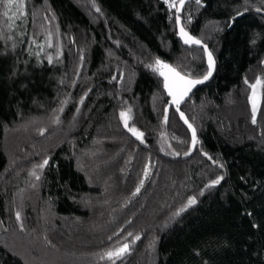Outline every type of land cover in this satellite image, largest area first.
Here are the masks:
<instances>
[{
	"label": "trees",
	"instance_id": "obj_1",
	"mask_svg": "<svg viewBox=\"0 0 264 264\" xmlns=\"http://www.w3.org/2000/svg\"><path fill=\"white\" fill-rule=\"evenodd\" d=\"M20 2L0 4V264H264V0L183 10L216 61L181 107L195 146L146 67L207 73L165 0Z\"/></svg>",
	"mask_w": 264,
	"mask_h": 264
},
{
	"label": "snow or ice",
	"instance_id": "obj_2",
	"mask_svg": "<svg viewBox=\"0 0 264 264\" xmlns=\"http://www.w3.org/2000/svg\"><path fill=\"white\" fill-rule=\"evenodd\" d=\"M186 0H165V3L168 4L169 9H175L176 13H180L185 5ZM197 5L201 4V0H195ZM0 4H3L5 9H8L12 6L13 0H0ZM19 8L23 9V0H21L20 4L18 5ZM93 7L96 8V11L99 12V7H96L95 3H93ZM258 12L260 9H256ZM22 14V13H21ZM5 16L8 15L7 11L4 13ZM237 15H241V13H237ZM235 19V18H233ZM176 24L178 26L181 25V17L180 15L176 16ZM178 35L180 36V39L183 41L185 45H201V41L194 36L190 35L183 26L179 27ZM205 53L207 54L208 59V71L203 76L202 79H190L186 75L182 74L181 71H179L176 67H173L172 65L163 62L161 59L156 58L154 63L146 65L148 69H150L154 74H156L159 77L163 78V85L164 89L166 90L167 94L172 98L170 103L176 105L177 111H179V105L181 102L184 101L185 97L188 95V93L198 84H202L205 81H207L213 73V70L215 68V60L213 58V55L211 52L208 51L207 47L204 46ZM51 63V59L49 60ZM113 79H116L113 77ZM245 83L248 84V81L245 80ZM264 84V81L261 80L260 77L257 78L255 84H250L249 87L252 88V94L249 96V102L251 104L252 108V122L253 124L256 123V115H257V109H258V101H257V88L258 86H261ZM81 102H83V98H81ZM63 109H61L62 111ZM79 111V109H77ZM167 112L168 109L165 108V116H164V122H167ZM131 109H127L126 111H121L120 117L122 122L124 123L125 128L128 129L129 132L132 133L133 136H135L138 140H140L141 143H143V133L138 131L135 127H129V120H131ZM180 117L186 124H188L189 129H192V125L188 123L187 119L184 117V113L180 112ZM56 122H59V119H56ZM43 134V133H42ZM192 143L193 146L198 143L196 139V133L195 130L192 129ZM189 153H185V155H188ZM49 163L48 159H44L43 162L36 167L43 170L45 166H47ZM148 174V168L145 167V175ZM30 175L35 176L37 180L40 179V176L35 172L32 171ZM222 177L217 178L216 180H213L210 185H207V187H212L220 183ZM141 185H143V180L141 181ZM140 191V187H137L136 193ZM136 193H133L135 195ZM196 203L195 198H189L188 204L185 206V208L181 209L180 211L183 212L187 207H190ZM178 212L176 215H179ZM250 215V214H249ZM17 220L20 219V213L17 212L16 214ZM255 226V225H254ZM131 235V233H129ZM140 239L139 236L135 237V240ZM135 242V241H133ZM130 246L129 244L125 243L121 247L116 248L114 251H108L105 255L107 258L112 259L113 257H116L117 259L123 257L125 254L129 252Z\"/></svg>",
	"mask_w": 264,
	"mask_h": 264
},
{
	"label": "water",
	"instance_id": "obj_3",
	"mask_svg": "<svg viewBox=\"0 0 264 264\" xmlns=\"http://www.w3.org/2000/svg\"><path fill=\"white\" fill-rule=\"evenodd\" d=\"M192 2H195V0H186L184 7H183V9L181 10V12H180L179 14L176 13V10H175V16L180 15V17H181V15H182V13H183V10L185 9L186 5H188V4L192 3ZM180 26H182V20H181V25H180ZM180 26H178V25L176 24V39L181 43V45H182L184 48H187V49L195 48V49L202 50V51H203V54H204L205 66H206L207 71H208V59H207V54L205 53V50H204V46H206L207 49H208V51L210 52L208 46L205 45L201 40H200V41H201V45H185V44L183 43V41L180 39V36L178 35L179 27H180ZM213 58H214V57H213ZM214 60H215V59H214ZM215 71H216V61H215V68H214V70H213L212 76H211L207 81H205L204 83H202V84H198V85H196L194 88H192V90H191V91L188 93V95L185 97L184 101L181 102V104L179 105V111H177V107H176V105H174V104H172V103H169V107H174V108H175V110H176V112H177V114H178V116H179V118H180L181 123H182L185 127H187V129L190 130V131H191L192 129H189L188 124H186V123L184 122V120H182L181 117H180L181 107H182V106H183V105H184V104L190 99V97H191V95L193 94L194 91H196V90L199 89V88L204 87L205 85H207V84H209V83L211 82V80L213 79V76H214V74H215ZM201 79H202V78H201ZM163 90H164L165 94L168 96V98H170V101H171L172 98L167 94L166 90L164 89V85H163ZM184 117H185V119H187L185 115H184Z\"/></svg>",
	"mask_w": 264,
	"mask_h": 264
},
{
	"label": "flooded vegetation",
	"instance_id": "obj_4",
	"mask_svg": "<svg viewBox=\"0 0 264 264\" xmlns=\"http://www.w3.org/2000/svg\"><path fill=\"white\" fill-rule=\"evenodd\" d=\"M192 3H196V2H192ZM191 4V3H190ZM195 10V5L194 6H192V11H194ZM192 22H193V24H194V15H193V17H192ZM203 52V51H202ZM257 90H259L260 91V102H261V92H262V85L261 86H258V88H257ZM259 105H260V103H259Z\"/></svg>",
	"mask_w": 264,
	"mask_h": 264
},
{
	"label": "rangeland",
	"instance_id": "obj_5",
	"mask_svg": "<svg viewBox=\"0 0 264 264\" xmlns=\"http://www.w3.org/2000/svg\"><path fill=\"white\" fill-rule=\"evenodd\" d=\"M257 101H258V108H259V103H260V91L259 90H257Z\"/></svg>",
	"mask_w": 264,
	"mask_h": 264
}]
</instances>
